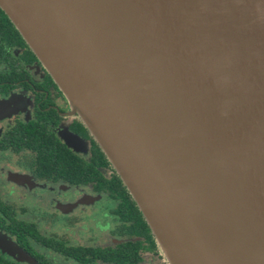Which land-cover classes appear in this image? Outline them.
Masks as SVG:
<instances>
[{
    "label": "water",
    "instance_id": "obj_1",
    "mask_svg": "<svg viewBox=\"0 0 264 264\" xmlns=\"http://www.w3.org/2000/svg\"><path fill=\"white\" fill-rule=\"evenodd\" d=\"M168 264H264V0H0Z\"/></svg>",
    "mask_w": 264,
    "mask_h": 264
},
{
    "label": "flooded vegetation",
    "instance_id": "obj_2",
    "mask_svg": "<svg viewBox=\"0 0 264 264\" xmlns=\"http://www.w3.org/2000/svg\"><path fill=\"white\" fill-rule=\"evenodd\" d=\"M160 254L77 110L0 7V264H167Z\"/></svg>",
    "mask_w": 264,
    "mask_h": 264
},
{
    "label": "trees",
    "instance_id": "obj_3",
    "mask_svg": "<svg viewBox=\"0 0 264 264\" xmlns=\"http://www.w3.org/2000/svg\"><path fill=\"white\" fill-rule=\"evenodd\" d=\"M19 32V31H18ZM37 57V56H36ZM129 193V192H128ZM142 214V213H141ZM143 216V215H142ZM144 218V217H143ZM145 221V220H144ZM145 223H146V221H145ZM146 225H147V223H146ZM148 226V225H147ZM148 229L150 230V228H149V226H148ZM150 232H151V230H150ZM151 234H152V232H151ZM152 237H153V240H154V242H155V244H156V246L158 247V245H157V243H156V241H155V238H154V236H153V234H152ZM159 249V248H158ZM118 255H120V254H117V253H114L113 255H112V261H116V260H118ZM122 255V254H121Z\"/></svg>",
    "mask_w": 264,
    "mask_h": 264
},
{
    "label": "rangeland",
    "instance_id": "obj_4",
    "mask_svg": "<svg viewBox=\"0 0 264 264\" xmlns=\"http://www.w3.org/2000/svg\"><path fill=\"white\" fill-rule=\"evenodd\" d=\"M161 255V260L162 261H164L165 263H166V259H165V257L162 255V254H160ZM168 264V263H167Z\"/></svg>",
    "mask_w": 264,
    "mask_h": 264
}]
</instances>
